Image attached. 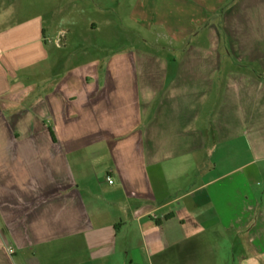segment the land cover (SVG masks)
Wrapping results in <instances>:
<instances>
[{
	"label": "crops",
	"instance_id": "1",
	"mask_svg": "<svg viewBox=\"0 0 264 264\" xmlns=\"http://www.w3.org/2000/svg\"><path fill=\"white\" fill-rule=\"evenodd\" d=\"M12 2L0 264H264V0H134L164 33L61 78L43 14Z\"/></svg>",
	"mask_w": 264,
	"mask_h": 264
},
{
	"label": "rangeland",
	"instance_id": "2",
	"mask_svg": "<svg viewBox=\"0 0 264 264\" xmlns=\"http://www.w3.org/2000/svg\"><path fill=\"white\" fill-rule=\"evenodd\" d=\"M12 1L11 9L13 10L21 9L20 11L27 15L36 12L43 14L46 31L51 35L49 36L51 42L54 41V38H61V35H65L66 32L64 45L61 44L62 40L59 42L60 47L58 48H55L52 43H47V46L52 47L54 51L50 55V59L55 61L54 74L60 78L63 77L67 69L77 68L83 64L87 65L90 62L96 63L113 51L132 48L133 45L140 42L132 31H136L148 39L154 37L155 32L164 33L160 26L145 31L133 21L131 14L134 0ZM15 1L20 3H15ZM96 3L100 7L95 6ZM90 19H94L98 25L92 32L85 28L86 22ZM141 45L144 46V43L142 42ZM51 75L52 73L49 76ZM47 76L45 67L44 78ZM223 241L224 239H221L222 244L220 243L217 249L220 257H226L229 251L228 243Z\"/></svg>",
	"mask_w": 264,
	"mask_h": 264
},
{
	"label": "built area",
	"instance_id": "3",
	"mask_svg": "<svg viewBox=\"0 0 264 264\" xmlns=\"http://www.w3.org/2000/svg\"><path fill=\"white\" fill-rule=\"evenodd\" d=\"M60 41H61V38H60V37H57V38L55 39V42H56L57 45H60V44H59ZM107 181H108V183H111V182H112V179H111L110 177H108V178H107Z\"/></svg>",
	"mask_w": 264,
	"mask_h": 264
},
{
	"label": "trees",
	"instance_id": "4",
	"mask_svg": "<svg viewBox=\"0 0 264 264\" xmlns=\"http://www.w3.org/2000/svg\"><path fill=\"white\" fill-rule=\"evenodd\" d=\"M168 217V216H167Z\"/></svg>",
	"mask_w": 264,
	"mask_h": 264
}]
</instances>
